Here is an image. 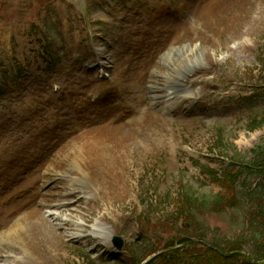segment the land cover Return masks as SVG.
Masks as SVG:
<instances>
[{"label":"rangeland","instance_id":"rangeland-1","mask_svg":"<svg viewBox=\"0 0 264 264\" xmlns=\"http://www.w3.org/2000/svg\"><path fill=\"white\" fill-rule=\"evenodd\" d=\"M78 51L101 58L105 85ZM260 60L264 0H0V75L23 69L0 95V234L28 207L48 226L30 250L17 229L0 241V264H134V244L141 256L175 236L252 239L263 223L262 201L249 197L258 177L240 178L231 210L177 223L175 200L182 185L219 191L193 160L221 174L264 140V126L249 131L264 118ZM129 107L140 120L131 128L120 122ZM243 250L253 255L250 243Z\"/></svg>","mask_w":264,"mask_h":264},{"label":"trees","instance_id":"trees-1","mask_svg":"<svg viewBox=\"0 0 264 264\" xmlns=\"http://www.w3.org/2000/svg\"><path fill=\"white\" fill-rule=\"evenodd\" d=\"M2 85H0L1 89ZM264 123V122H263ZM259 124L257 127L263 125ZM222 136L219 135V141ZM221 143V142H219ZM253 161H249L244 170L228 168L221 176L208 167H201L202 173L209 177L210 181L219 186L222 192L213 196L197 195L191 187L182 185L177 192L175 200L176 212L179 217L189 220L197 214L195 210H205L209 212H221L227 209H234L238 205L236 186L239 177L247 171L256 174L258 178L264 181V142L258 146L253 153ZM264 186V185H263ZM264 191V187L262 188ZM264 199V197H262ZM259 239L264 238V232L259 233ZM193 237V236H192ZM235 241L228 244L226 252L218 250L215 247L198 248L190 236L178 238L176 242H171L164 247V252L154 257L147 264H264V256L260 250L261 257L251 259L240 251V246ZM179 245V247H176Z\"/></svg>","mask_w":264,"mask_h":264},{"label":"bare ground","instance_id":"bare-ground-1","mask_svg":"<svg viewBox=\"0 0 264 264\" xmlns=\"http://www.w3.org/2000/svg\"><path fill=\"white\" fill-rule=\"evenodd\" d=\"M157 88V87H156ZM122 141L125 140V137L123 135H121L119 137ZM89 146H86L85 148H87ZM93 148L92 149H88L87 153L88 155L91 154ZM77 161H80L79 158L77 157L76 159ZM49 167L45 168V173L44 175V184H47L49 182H51L53 179V173L54 171H49ZM40 206L44 207L45 206V202L41 201L40 202ZM34 208V209H33ZM30 209V207L26 208L24 210V213L22 214V216L20 217L19 221H14L12 223V227L7 228L2 234H0V241L1 243H3L4 241H6L7 239H11L12 233L17 229V234L15 236H17L18 241L20 242V244H23L21 247L22 248H26L27 250L31 249V245L30 242H32L33 240V234L34 237H36V233L35 230H39L38 228H48L47 224L45 221L41 220L40 222V212L38 211V208L33 207ZM37 222H40V224L38 225ZM33 233V234H32Z\"/></svg>","mask_w":264,"mask_h":264},{"label":"water","instance_id":"water-1","mask_svg":"<svg viewBox=\"0 0 264 264\" xmlns=\"http://www.w3.org/2000/svg\"><path fill=\"white\" fill-rule=\"evenodd\" d=\"M115 245H116L118 248H121L122 245H123V241H122L121 239L115 240Z\"/></svg>","mask_w":264,"mask_h":264}]
</instances>
